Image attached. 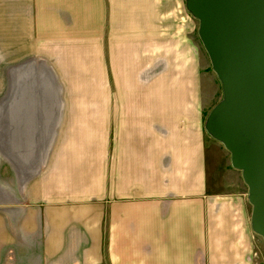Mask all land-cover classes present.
Instances as JSON below:
<instances>
[{"label":"crops","instance_id":"obj_1","mask_svg":"<svg viewBox=\"0 0 264 264\" xmlns=\"http://www.w3.org/2000/svg\"><path fill=\"white\" fill-rule=\"evenodd\" d=\"M197 31L185 0H0V264H256Z\"/></svg>","mask_w":264,"mask_h":264},{"label":"water","instance_id":"obj_2","mask_svg":"<svg viewBox=\"0 0 264 264\" xmlns=\"http://www.w3.org/2000/svg\"><path fill=\"white\" fill-rule=\"evenodd\" d=\"M222 92L204 122L230 155L264 241V0H185Z\"/></svg>","mask_w":264,"mask_h":264},{"label":"rangeland","instance_id":"obj_3","mask_svg":"<svg viewBox=\"0 0 264 264\" xmlns=\"http://www.w3.org/2000/svg\"><path fill=\"white\" fill-rule=\"evenodd\" d=\"M197 26L198 21L196 20ZM199 37L196 35V43L201 44L199 42ZM200 55L202 58V63L200 65V76H201V83H202V111L204 122L212 110V108L221 100L222 92L220 83L212 71L210 66V61L208 56L202 46H199ZM2 55L5 57V53H8V50L1 51ZM9 72V65L2 66L0 65V93H3L7 87V74ZM206 132V131H205ZM207 134V133H206ZM208 137H210L207 134ZM209 143V141H208ZM211 155L213 156V160L211 162L212 168L208 177L210 186L217 188L219 192L223 191H243L247 192V187L243 183L241 173L232 168L230 164V155L229 153L223 148L221 144L218 143L216 149H210ZM217 190V191H218ZM246 194V193H245ZM258 245L256 248V252L253 254L254 260L256 264H264V241L261 237L258 236Z\"/></svg>","mask_w":264,"mask_h":264}]
</instances>
